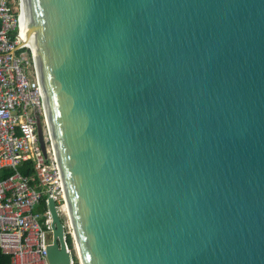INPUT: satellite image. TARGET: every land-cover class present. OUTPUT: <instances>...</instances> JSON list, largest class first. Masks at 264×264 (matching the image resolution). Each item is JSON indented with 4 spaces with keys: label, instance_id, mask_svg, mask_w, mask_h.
Here are the masks:
<instances>
[{
    "label": "water",
    "instance_id": "water-1",
    "mask_svg": "<svg viewBox=\"0 0 264 264\" xmlns=\"http://www.w3.org/2000/svg\"><path fill=\"white\" fill-rule=\"evenodd\" d=\"M22 9L79 263L264 264V0Z\"/></svg>",
    "mask_w": 264,
    "mask_h": 264
},
{
    "label": "built area",
    "instance_id": "built-area-1",
    "mask_svg": "<svg viewBox=\"0 0 264 264\" xmlns=\"http://www.w3.org/2000/svg\"><path fill=\"white\" fill-rule=\"evenodd\" d=\"M22 0H0V251L11 264H49L53 199L67 217L71 264L77 254L62 174L53 145L35 56L25 40ZM38 119L46 151L41 147ZM30 164V175L20 168ZM41 209L42 211H39ZM80 264V263H79Z\"/></svg>",
    "mask_w": 264,
    "mask_h": 264
},
{
    "label": "trees",
    "instance_id": "trees-1",
    "mask_svg": "<svg viewBox=\"0 0 264 264\" xmlns=\"http://www.w3.org/2000/svg\"><path fill=\"white\" fill-rule=\"evenodd\" d=\"M29 167H30L29 163L25 164L24 167L20 168L21 173H23L25 175H30L32 170H30ZM7 175H9V173H4V174L0 175V177H4ZM67 244L70 247V249L73 250V240H72L71 236H69V235L67 236ZM74 262H75V264H79L77 257L74 258ZM0 264H11L10 257L4 255L2 251H0Z\"/></svg>",
    "mask_w": 264,
    "mask_h": 264
},
{
    "label": "rangeland",
    "instance_id": "rangeland-1",
    "mask_svg": "<svg viewBox=\"0 0 264 264\" xmlns=\"http://www.w3.org/2000/svg\"><path fill=\"white\" fill-rule=\"evenodd\" d=\"M39 211H42L41 209H39ZM60 217L64 223V226H66V222H67V217L65 216V214L63 212H60ZM77 257V254L75 252H73V259Z\"/></svg>",
    "mask_w": 264,
    "mask_h": 264
},
{
    "label": "bare ground",
    "instance_id": "bare-ground-1",
    "mask_svg": "<svg viewBox=\"0 0 264 264\" xmlns=\"http://www.w3.org/2000/svg\"><path fill=\"white\" fill-rule=\"evenodd\" d=\"M27 41V44L30 46L31 50H34L33 48V42H32V37H29L25 39Z\"/></svg>",
    "mask_w": 264,
    "mask_h": 264
}]
</instances>
